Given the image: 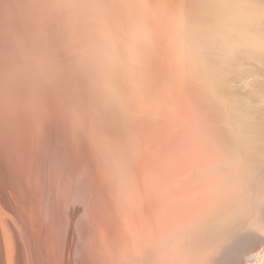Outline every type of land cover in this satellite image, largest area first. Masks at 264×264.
<instances>
[{
    "label": "bare ground",
    "instance_id": "obj_1",
    "mask_svg": "<svg viewBox=\"0 0 264 264\" xmlns=\"http://www.w3.org/2000/svg\"><path fill=\"white\" fill-rule=\"evenodd\" d=\"M142 1L160 4L159 0ZM247 1L246 5H251ZM238 5L241 10V2ZM233 6L237 12V6ZM131 8H137L133 0H0V61L4 60L1 64L14 71H10V78L19 87L21 82L29 84L26 85L30 89L21 87L20 91L40 104L19 106L0 95V220L4 222L9 217L13 222V228L0 225V264H31L27 245L38 257L34 256V264H59L54 253L67 240L68 232L72 233V247L77 256L72 264H202V260L214 256L221 248L222 252L225 250L223 255L216 261L210 257L212 263L264 264V236L260 235L259 245L255 242V247L251 245L244 252L227 240L236 230L246 228L241 225V216L240 221L227 229L218 220L214 221L203 245H193L194 235L186 243L180 240L191 206L195 208L197 203L208 206L203 199L210 170L195 164L189 172L181 171L190 160L183 153L188 133L185 110L189 105L196 106L198 100L185 103L191 97L174 96L169 84L172 75H184L190 80L189 71L193 67L202 68L205 58L217 56L228 48L233 52L237 49L236 44L232 45L235 39L240 41L237 47L248 59L252 57L264 63V50L257 45L264 44L261 42L264 21L252 25L234 19L237 24L234 23L236 28L233 26L231 34L214 37L202 24L189 18L188 27L196 33L189 43L188 33L187 38L184 35L186 40L179 37L184 32L179 29L183 27L165 21L167 14L177 17L178 13L167 12L163 21L174 30L167 31V24L163 26L161 20V28L156 30H165L161 34L166 36L175 34L171 35L174 37L171 41L163 38L180 52L175 48L179 53L175 52L176 63L160 60L161 78L157 85L133 70V58L141 68H136L137 72L151 64L150 60H140L139 53L133 52V56L128 48L138 45V35L131 28V23L138 21ZM249 11L245 17L251 14ZM256 11L253 12L258 17L260 10ZM178 30L180 34L172 32ZM250 34L254 35L250 37ZM212 46L215 48L211 52ZM25 50L33 55L23 59L21 52ZM187 51H192L196 60L186 55ZM146 54L147 58L167 57L153 49ZM229 67L235 70L234 66ZM230 68L223 69H227L226 75ZM229 73L227 81L221 76L222 71L218 76L219 105L230 102V106H225L229 123H245L247 128L232 129L230 123L234 145H228V154L234 163L238 159L232 155L238 157L245 152L253 160L261 159L263 153L254 150L250 120L239 109L240 94L232 90L237 73ZM210 104L218 107L211 100L203 103L204 109ZM207 119L222 122V117L212 119L207 115ZM190 125V134L201 132L198 123ZM253 125L261 128L258 121ZM172 151L176 155L170 157ZM254 180V177L250 180L253 189L249 196L262 214L264 162ZM240 188V185L236 187ZM214 208L211 207L212 215L216 213ZM75 211L81 223L88 227V230L84 227L83 237L77 230L81 224L76 223ZM259 221L261 227H258L264 235V214ZM176 226L182 235L173 231ZM9 237L24 246L14 250ZM236 245L239 246L237 242ZM259 246L262 248L256 251Z\"/></svg>",
    "mask_w": 264,
    "mask_h": 264
},
{
    "label": "rangeland",
    "instance_id": "obj_2",
    "mask_svg": "<svg viewBox=\"0 0 264 264\" xmlns=\"http://www.w3.org/2000/svg\"><path fill=\"white\" fill-rule=\"evenodd\" d=\"M133 1L137 4V8H131V10L133 12V17L137 19L138 22L131 23L132 26H134V28L132 26L131 28H132V31L134 30L133 32L136 34V36L138 35L136 38V42H138V45H134V46L128 45V48L132 50V54L133 52L134 54L139 53L138 56L140 60H145V61L150 60L149 63L151 64V67L148 66V68H144L142 71L140 70V72H137L136 68L141 69L138 67L139 61L135 60L136 58H133V61H132L133 70L135 71L136 74L140 73L141 77L143 76L146 77V81L156 82L157 85H159V81L161 78L160 77L161 72L159 71V68L161 67L160 60H173V62L176 63V60H178V57L176 54H179L177 52H180V49L178 47L176 48L175 46L174 47L176 48L177 52L174 51L175 48H173L170 45V43H169L170 48L167 47L169 45H167L168 42L166 40L169 39L168 41H171V38L173 40L174 38L173 36L175 34L173 35L171 33V35L173 36L170 35L171 36L170 37L169 36L170 33L168 34V32H167L168 34L167 36L166 34L162 35L165 32V30L164 32L162 29L158 31L156 30V29L161 28V24H160L161 22L163 23L162 24L163 26L167 24L163 21L165 18H166L165 21L168 20L169 25L171 24L170 21H172V24H174L175 22L177 23L176 25L177 26L179 25L180 28L183 27L181 29L176 27L179 30L184 29L183 30L184 32L181 31L184 34L181 33L182 36L180 35L179 37H181V39H184L186 34L188 33L187 36H188L189 43H191L194 35L196 37V33L191 31L188 27L187 20H189V18L192 19L193 21L196 20L198 23L202 24L209 33L210 32L213 33L214 37H218L219 35L223 33L231 34L233 26H235V24H237L238 22V20H236L238 18L239 20L240 19L242 20L240 22L245 23L246 21V23L249 22V24H252V25L256 21L257 22L264 21V19L261 18L264 11L261 12L262 15L260 13L261 9L264 10V7H262L264 6V0H249V1L246 0L247 3L250 2L251 5L250 4L246 5L245 0H199L198 2H192V0H159L160 4L158 6H156L157 3L155 1L146 3L145 1L139 0L140 4H138V0L136 1L133 0ZM243 1L245 4L242 3ZM230 2L235 6L238 5V2H241L242 5L240 6L244 7L246 5L244 7L245 9L242 7L244 9V12L242 11L243 10L242 8L241 10L238 9L239 5L236 8L238 9L237 12L236 10L234 11L235 7ZM148 6H154V7L150 8L148 11L146 9ZM196 7L201 8V10L200 11L198 9L196 10ZM91 10L93 9H90V11ZM246 10L247 11L251 10L252 12L249 11V13L253 15L249 14L248 17H245L248 14ZM254 10H257L256 11L257 13H258V10H260L259 11L260 14L258 13V17H260L259 19L257 17V14L253 12ZM60 11L63 13L65 12L64 14H66V12L69 13L68 11H65V10L63 11L60 10ZM169 11L177 12L178 13L177 17L168 15L167 12ZM232 14L234 17L232 16ZM249 16L251 18H249ZM252 16L257 17L258 20L256 18L254 19ZM142 17L143 19H141ZM163 17L165 18L163 19ZM234 19L237 21L236 23L234 22ZM127 20L128 22L130 21L129 15H127ZM160 20L161 22H159ZM178 20L181 21V23H178ZM115 21L118 22L117 19L114 18V22ZM144 22H146L147 25H145ZM168 24L165 26L166 30L167 31L172 30L173 28H170ZM141 25H143V27ZM162 28L164 29V27ZM115 29H116V26H115ZM179 30L172 31V32L178 33ZM178 34H180V32ZM252 35L250 37H252ZM11 37H15L13 33H11ZM163 37L166 40H164ZM86 38L87 40H89L90 36ZM159 38H160L161 43L159 41ZM186 38L184 40H186ZM239 42L240 41L238 39H235L232 42V45L236 44L235 46L237 48L233 50V52H230V49L228 48L229 50L227 49L226 52L223 51V53H220L217 56H211L210 58L207 57V59L205 58V60L202 63L203 65L202 68L198 67L194 69L193 67L189 71L190 72L189 76H191L190 80L185 79L186 77L184 75H172L169 78V84L172 88L174 96H182L185 98L191 97L190 100L185 99V103L186 101L192 102L193 101L192 99L198 100L197 101L198 103L196 104V106L189 105L187 110H185V115H186L185 131H188V133H186L185 135L186 136L185 143H187V147L183 150L184 151L183 153L187 155V157L190 160L185 164V166L183 167L181 171L182 172L185 170L187 171L195 164L200 166L203 169L210 170L208 188L204 190L205 198L203 199L206 202V205L208 206L207 207L201 206L198 203L195 205V208L191 206V208L188 210L190 215H187L189 218V221L185 225L184 231L182 230L184 232L183 237L179 236V238L182 242L186 243L188 242V237L194 235L193 245L195 246L203 245V240L213 230L212 223L214 221L218 220L221 227L227 229L229 228L230 224L240 221V216H241V225L245 226L246 228L245 229L242 228V230L241 229L236 230V232H234L231 235L232 237L231 236H230L231 238L228 237L227 240L229 241V244L231 245L234 244V246H237L236 247L237 249H242V252H244V251H247V249H250L251 245L254 246L255 242L257 243L261 242L262 238L260 237V235L264 236L262 235L263 230L260 229L261 226L260 224H258V222H260L259 221L260 217L264 213L262 214L260 213V210L256 208V206L254 205V202L249 196L250 192L253 189V183L250 180L254 177L255 178L254 181H256V176L260 172V166L264 162V121H263L264 120V87H263L264 86V63L260 64L257 60H255L252 57L248 59V57L244 54L241 48L237 47L238 44H240ZM258 42L259 41H257V43ZM261 42H264V40H261ZM164 45L166 46L164 47ZM189 45H190L189 47H191V44ZM257 45L258 46L260 45V48L264 50V44L263 46L260 43ZM257 45L255 46L258 47ZM165 48H168L169 50ZM214 48L215 47L212 46L209 48V50L212 52L214 51ZM152 49L157 52L160 51V53L166 54L167 57L162 55L163 57L152 56L150 58H147L146 53H149V51ZM183 52L184 51H182V53ZM21 53L23 55L22 57L23 59H25V57L27 56L30 57L31 55H33L32 51L31 52L27 51L26 53V50H25V52L22 51ZM226 53H228V56ZM186 55H189L192 60H196L194 58L192 51L190 52L187 51ZM224 56L225 58L227 56L226 62L232 61L231 65L229 64V62L228 64H226V62L224 63L225 61ZM1 61H4V60L1 59ZM1 61H0V66H2L3 68L0 69V95L13 101L15 105H19V104L21 106L28 105V104L40 105L39 103L37 104V102H34V99L31 98L28 94L20 91L21 87L25 89L26 88L30 89V86L29 87L27 86L29 84H27L26 82L27 84L26 85L25 83L21 82L20 83L21 87H19V85L16 84L12 78H10L11 77L10 75L13 70L9 66H8L9 68L5 67V63L1 64L2 63ZM254 61L256 62V64ZM5 62H7V60ZM223 63L225 64L224 66H223ZM226 65H229L232 67L234 66L233 69L235 70H232V68ZM246 66L247 68L249 67V69L251 68V71L249 69H247L246 71V68H245ZM222 67L230 68V71H227L228 75L230 74L229 72H231V74H234V75H236L235 73H237V75L234 76L236 78H235V83L232 86V90L234 89V92H238L240 94V98H238L239 109H241V113L244 112L242 115L245 117H248L250 120V123L252 124V125L250 124V129L254 135V138H252L256 146L254 150H257L258 152L263 153L262 155L263 157L261 159L253 160L250 157L249 152H245L244 153L245 155H238V157H236L233 154L232 158H236L238 159V161L236 163L231 162V158H230V155L228 154L227 149H228L229 144L233 146L234 143L233 141H231L232 138L230 136V130H231V127H230L231 122L229 123L230 116L225 115V110H226L225 106L227 105L230 106L231 103L229 102L227 105H221V106L219 105V102H220L219 96L221 95V89L219 88L220 81H219L218 76L220 72L222 71L221 76H223V79L227 81V79L229 78L228 75L225 74V71L227 69L224 71L223 70L224 68ZM7 70H9V73L11 71V73L9 74L8 72H6ZM6 75H8V77H6ZM225 76L227 77L224 78ZM23 77L24 76H22L21 78ZM237 77H239L238 80H237ZM152 79H154L155 81H152ZM258 83L261 84V86ZM213 84H216V86ZM242 94H243V97H242ZM241 97L243 98V100H241L242 99ZM211 100L212 101L214 100L215 105L218 107L214 108L211 105L212 104L211 102L209 107H207V110H205L203 103L207 101L210 102ZM257 113L258 115H256ZM207 115H210L212 119L213 117L216 119H219L220 117H222V122H218L217 120L211 121L207 119ZM258 117L259 119L263 118V120H260V121L259 119L257 120ZM145 120L147 119L145 118ZM252 120H254L253 123H252ZM255 120L259 122L263 130L253 125V124H256L257 122ZM214 122L216 123L214 124ZM196 123L200 125L201 132L198 134H190V131H189V129L191 130L190 124H193L195 126ZM231 124H233L232 129L233 128H236V129H244V128L246 129L247 128L245 123L233 122ZM251 126L253 127L251 128ZM222 135L225 138H223ZM174 152L175 151H172V153L170 154V157H173L176 155ZM238 185L241 186L240 190L236 189ZM231 191H234V192L231 195H229L230 194L229 192ZM235 198H237V200H235ZM212 206L215 207L214 209L216 210V213L214 215L210 214ZM236 206L240 207L241 209L240 213L238 211V207L236 208ZM5 218L6 220L4 222L0 220V225L5 226V227L7 226L8 228H13V222L11 218L9 217L8 218L5 217ZM75 220H76V223L81 224L80 226L77 227V230H80L81 237H83L85 234V228L88 230V227L81 223L82 220L77 211H75ZM173 231L176 234L179 233V235H182L178 226L174 227ZM238 234L242 237L239 238ZM234 236L237 237V238L235 237L237 240L234 238ZM232 238H234L233 239L234 242ZM243 239L245 241L247 240L246 242L247 245L243 244L245 242ZM9 240L14 250H17V248L20 247L21 244L13 240V237H9ZM238 240L240 242H238ZM236 242L237 244H239V246L241 245V248H239V246L236 245ZM257 245H259V243ZM72 246H73L72 233L68 232L67 240L59 244L58 247L56 248L57 251L55 250L56 252L54 253L59 264H72V261L77 258V256L75 255L74 248ZM27 248L28 250L26 252L28 253V258L30 259L31 264H34L33 263V259L35 256L34 250L28 247V245H27ZM261 248L262 246H259L255 248V250L258 251ZM22 249H24V247ZM221 250L222 248L219 249L218 253H216L214 256L211 255L210 257H213L216 261L217 258L221 256V253L223 255V252L225 251L223 250L222 252ZM209 259L202 260V264H216V262L212 263L211 259L210 260Z\"/></svg>",
    "mask_w": 264,
    "mask_h": 264
}]
</instances>
